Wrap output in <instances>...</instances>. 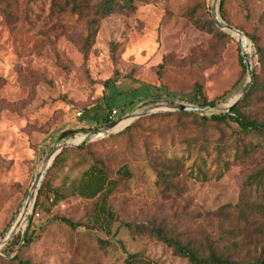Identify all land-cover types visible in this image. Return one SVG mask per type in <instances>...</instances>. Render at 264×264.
Masks as SVG:
<instances>
[{
  "label": "rangeland",
  "instance_id": "374dc122",
  "mask_svg": "<svg viewBox=\"0 0 264 264\" xmlns=\"http://www.w3.org/2000/svg\"><path fill=\"white\" fill-rule=\"evenodd\" d=\"M214 2L145 0L134 11H115L100 20L84 53L83 18L59 12L53 0H0V241L22 214L13 236L30 220L36 232L31 244L22 242L9 255L5 247L12 238L3 244L0 264H20L11 260L15 255L31 264H125L130 253L141 254L146 264H190L153 234L134 235L123 223L162 228L199 250H230L241 264L264 258V190L247 184L264 166V135L244 136L235 123L200 120L225 112L247 82L241 46L252 73L254 68L264 78V68L244 37L240 46L215 21L229 36L195 25L194 19H208L207 7L213 19ZM218 14L264 46V0H226L225 20L219 2ZM196 83L217 106L184 118L187 129L176 116L155 117L174 111L132 119L155 104L200 105L190 101ZM255 97L251 110L264 122V92ZM110 109L118 112L111 131L124 119L131 118L127 126L143 120L136 129L87 137L107 126L103 118ZM66 142L79 145L64 148L63 161L54 166L55 158L43 169ZM166 157L184 163L165 186L157 183V171ZM97 161L118 183L109 199L115 211L110 227L94 218L99 197L74 191ZM204 161L206 177H199L195 170ZM124 167L131 178L118 174ZM48 179L60 199L53 204L52 194L43 197L35 210ZM254 203L263 205L261 214L250 212Z\"/></svg>",
  "mask_w": 264,
  "mask_h": 264
},
{
  "label": "trees",
  "instance_id": "16d2710c",
  "mask_svg": "<svg viewBox=\"0 0 264 264\" xmlns=\"http://www.w3.org/2000/svg\"><path fill=\"white\" fill-rule=\"evenodd\" d=\"M225 1H220V15L222 19H226L224 10H225ZM145 2V0H53V4L59 8V12H70L73 15H76L85 20L86 35L82 39V51L87 53L89 48L95 42L96 35L99 30L100 20L104 17L112 14L115 11L126 10L134 11L139 3ZM209 8L207 7V15L209 16L207 20L203 23L201 21H196L194 18L195 25L202 30H213L218 35L226 36L229 34L222 31L219 27L215 28V22L209 15ZM239 29V28H238ZM242 31L241 29H239ZM243 32V31H242ZM245 33V32H244ZM247 36V34H246ZM231 37V36H230ZM250 41L253 44L254 54L257 56L258 64L264 68V46L253 40V36L248 35ZM234 39V38H231ZM243 70H246V64L244 62V55L239 56ZM108 81L107 83H109ZM264 92V78L253 68V81L250 85L246 95L242 100L235 106L231 108L229 112H223L216 115L205 116L202 115L200 120L203 125H207L209 122L213 124H225L228 125L229 122L235 123L238 127L240 134L244 136L248 135H264V122L259 121L251 110L255 97V93L259 91ZM193 103H199L200 105H208L214 103V101L209 102L203 92L202 85L196 83L193 91V98L190 100ZM109 106L110 103L108 104ZM112 109L109 110V113ZM108 113V115H109ZM108 115L103 118V123L109 125L114 123V121L109 120ZM171 116H176V120L180 127L187 129V126L184 124L183 119L188 117H197L196 112L191 111H176L174 113H160L155 115L159 118H170ZM142 119L135 120L132 124L125 128L126 131L136 129L141 123ZM128 119H124L120 126H118L113 131L121 130L125 127ZM120 123V122H119ZM69 132H65L63 135L66 136ZM220 152L222 148L219 147ZM65 150L58 155L53 163L57 165L60 161H63L61 155ZM205 153L206 150H203ZM183 159L178 157H166L165 162H163V167L161 170L157 171V183L160 185H169L167 178H175L178 176L179 169L183 165ZM206 166L205 161L201 166L199 165L195 170L196 174L199 177H206V171L204 167ZM118 174L123 179H129L132 177V173L128 167H124L118 171ZM247 184L249 186H256V189L262 187L264 190V166L257 173L251 175ZM118 183L116 180L110 178L107 171L104 167L97 162L90 165V167L83 172L82 179L78 183L74 184V191L80 196L87 199H94L99 197V202L96 204L97 212L94 214L96 222L101 224H107L110 227L112 221H114L115 211L111 208L109 199L110 195L116 189ZM52 194L53 204L60 199V192L57 188H50V179L43 183L42 187L38 193V199L35 204V210H38L40 207V201L43 197H50ZM43 201V200H42ZM263 205L261 203H254L249 205V210L251 213L261 214L263 212ZM61 221L68 224L69 226L75 228L78 227V224L74 223L72 220L67 218H61ZM33 220H30L29 227L23 233H17L12 239L8 242L5 247V252L11 254L14 252L15 247H18L22 242L24 245L31 244L36 237V232L34 229L31 230ZM130 232L134 235H143L146 232L153 234L158 239L163 241L168 247L172 248L176 255H179L188 260L190 264H241L242 262L236 256L235 253L230 252V250L219 251L216 247L210 246L207 251L199 250L194 248L191 245H186L176 239L174 236L169 235L168 232L162 228H147L144 224H134V223H123ZM103 241V240H100ZM228 251V253L226 252ZM1 259V257H0ZM11 260L18 261L20 264H31L29 261L21 260L18 255H15ZM125 264H146V260L139 253H130L127 254L125 259ZM247 264H264V258H257L253 261L247 262Z\"/></svg>",
  "mask_w": 264,
  "mask_h": 264
},
{
  "label": "water",
  "instance_id": "95a60500",
  "mask_svg": "<svg viewBox=\"0 0 264 264\" xmlns=\"http://www.w3.org/2000/svg\"><path fill=\"white\" fill-rule=\"evenodd\" d=\"M221 0H215V2L212 5V17L214 19V21L216 22L217 26H219L220 28L224 29L225 31H227L229 34H231L240 44V38L244 37L247 41H250L249 37L246 36L245 33H243L242 31H240L239 29L229 26L226 23H224L219 14H218V4ZM241 46V44H240ZM242 49V55H244V62L246 64V72L248 74V80L245 83V85L243 86V88L241 89L240 93L231 101V104L226 108L225 112H229L231 110V108L235 105H237L242 98L246 95L250 85H251V81H252V68H251V64H250V60L247 56H245V52L243 47L241 46ZM216 104H208V105H193V104H188V103H176V102H170V103H166V104H155L153 106L147 107L146 109H144L141 113H135L132 115V119H137L140 118L142 116H145L147 114H149L150 112H153L154 110H161V111H191V112H205V111H209L211 109H213L214 107H216ZM128 124L125 125V127ZM115 126V124H111V125H107L99 130L93 131L91 132L87 137L99 134L100 132L102 133H106L109 134L113 131H111V129ZM79 144H74V143H70V142H66L61 144L56 150H54L49 157L46 158V160L43 163V169L48 168L49 165L52 163V161L57 157V155L66 147H70V146H78ZM41 177V173L38 174V176L35 179V183L34 185H36L38 183V181L40 180ZM33 198V194H30L28 197V201H30ZM23 216V214H22ZM21 216V218H22ZM20 218V219H21ZM19 219V221H20ZM19 221L13 226V228L10 230V232L7 234V236L5 238H3L0 241V248L3 244H5L10 238H12V236L16 233V230L18 228L19 225Z\"/></svg>",
  "mask_w": 264,
  "mask_h": 264
},
{
  "label": "built area",
  "instance_id": "2783aa9c",
  "mask_svg": "<svg viewBox=\"0 0 264 264\" xmlns=\"http://www.w3.org/2000/svg\"><path fill=\"white\" fill-rule=\"evenodd\" d=\"M247 41V40H246ZM248 42V44H249V49H252L253 48V44H252V42L251 41H247ZM244 49V48H243ZM245 52V51H244ZM117 110L116 109H112L111 111H110V113H109V115H108V118H109V120H111V121H114L115 120V118H116V115H117ZM104 135H106V133H104L102 136H104Z\"/></svg>",
  "mask_w": 264,
  "mask_h": 264
},
{
  "label": "bare ground",
  "instance_id": "6f19581e",
  "mask_svg": "<svg viewBox=\"0 0 264 264\" xmlns=\"http://www.w3.org/2000/svg\"><path fill=\"white\" fill-rule=\"evenodd\" d=\"M130 120H131V118H129V119H128V121H127V123H126V124H128Z\"/></svg>",
  "mask_w": 264,
  "mask_h": 264
}]
</instances>
